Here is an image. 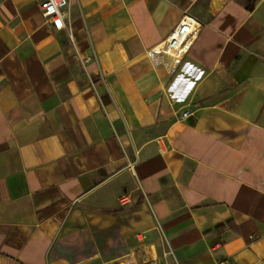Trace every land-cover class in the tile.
Here are the masks:
<instances>
[{"label": "crops", "instance_id": "1", "mask_svg": "<svg viewBox=\"0 0 264 264\" xmlns=\"http://www.w3.org/2000/svg\"><path fill=\"white\" fill-rule=\"evenodd\" d=\"M67 13L0 0V264H264V0ZM184 13L169 74L146 51Z\"/></svg>", "mask_w": 264, "mask_h": 264}, {"label": "built area", "instance_id": "2", "mask_svg": "<svg viewBox=\"0 0 264 264\" xmlns=\"http://www.w3.org/2000/svg\"><path fill=\"white\" fill-rule=\"evenodd\" d=\"M42 18L51 30L59 31L65 28L68 21L67 7L69 0H35ZM199 24L187 14H182L178 23L170 30L166 38L158 45L146 51V56L156 62L157 58L165 57L171 60L169 74H173L184 56L192 39L196 35ZM186 117L185 113L181 115ZM125 200L120 198V203Z\"/></svg>", "mask_w": 264, "mask_h": 264}, {"label": "rangeland", "instance_id": "3", "mask_svg": "<svg viewBox=\"0 0 264 264\" xmlns=\"http://www.w3.org/2000/svg\"><path fill=\"white\" fill-rule=\"evenodd\" d=\"M158 248V254H156L155 258L153 257V254L151 252L150 259L147 260V258L144 257L143 259H139L137 262H135V264H149V260L151 259H154V264H171L164 249V246L160 243ZM128 264H130V262Z\"/></svg>", "mask_w": 264, "mask_h": 264}, {"label": "bare ground", "instance_id": "4", "mask_svg": "<svg viewBox=\"0 0 264 264\" xmlns=\"http://www.w3.org/2000/svg\"><path fill=\"white\" fill-rule=\"evenodd\" d=\"M148 259H150V254H148ZM149 264H154V259L149 260Z\"/></svg>", "mask_w": 264, "mask_h": 264}]
</instances>
